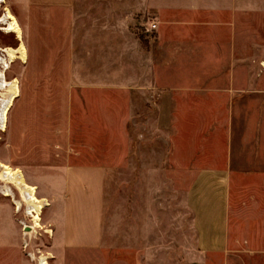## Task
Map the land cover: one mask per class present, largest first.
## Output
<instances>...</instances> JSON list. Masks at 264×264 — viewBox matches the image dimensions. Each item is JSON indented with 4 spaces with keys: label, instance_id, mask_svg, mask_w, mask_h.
<instances>
[{
    "label": "crops",
    "instance_id": "0c3cea01",
    "mask_svg": "<svg viewBox=\"0 0 264 264\" xmlns=\"http://www.w3.org/2000/svg\"><path fill=\"white\" fill-rule=\"evenodd\" d=\"M9 3L21 20L36 13L42 29L52 28L54 60L66 63L61 92L70 111L72 94L83 91L138 99L132 187L124 185L116 204L103 164L20 169L49 203L56 258L264 264V251L236 239L231 219L233 169H264V87L252 81L253 17L264 22V0ZM145 18L154 19L156 32L141 41L132 28ZM19 237L0 206V251L11 261L19 258Z\"/></svg>",
    "mask_w": 264,
    "mask_h": 264
},
{
    "label": "rangeland",
    "instance_id": "374dc122",
    "mask_svg": "<svg viewBox=\"0 0 264 264\" xmlns=\"http://www.w3.org/2000/svg\"><path fill=\"white\" fill-rule=\"evenodd\" d=\"M5 8L23 31L27 61L16 60L4 72L7 81H18L20 97L7 116L5 131L0 124V161L19 170L54 163L103 164L108 168V199L116 204L125 197L124 185L130 191L132 187L133 117L138 112V99L132 94L83 91L72 94L70 111L69 95L61 92L68 84L66 63L54 60L52 28L42 29L36 13H32L30 20H21L9 0L1 4L0 18ZM138 27L133 26L132 32L139 40H147L137 31ZM253 40L258 43L253 47L252 68L257 73L252 79L253 86L264 87V74H260L264 71V22L259 15L253 17ZM18 45L13 34L0 30V49H17ZM0 59H3L1 72L8 63L7 54L0 52ZM239 85H244V79H239ZM8 95V88L4 89L0 77V112ZM233 170L231 219L236 239L250 250L264 251V169ZM22 174L29 186L36 187L28 174ZM5 190L12 192L13 199L20 204L19 210L12 198L3 196ZM24 197L21 188L0 177V206L12 216L20 234L19 258L14 255L11 261L8 250H2L0 264H42L44 260L47 264H96L100 261L98 254H72L58 260L51 249L52 232L45 219L46 207L40 215L41 228H36L28 215V209L36 205ZM36 197L44 199L38 190ZM26 228L31 231L25 233Z\"/></svg>",
    "mask_w": 264,
    "mask_h": 264
},
{
    "label": "bare ground",
    "instance_id": "6f19581e",
    "mask_svg": "<svg viewBox=\"0 0 264 264\" xmlns=\"http://www.w3.org/2000/svg\"><path fill=\"white\" fill-rule=\"evenodd\" d=\"M5 0H0V6L1 4H4ZM0 30L3 31L6 34H13L16 39L19 42V45L17 49H0L1 53L7 54V64L0 72L1 77V84L3 85L4 89L8 88V98L5 101L4 106L2 107V110L0 112V124L1 129L3 131L6 130V124H7V116L13 107L16 99L20 97V90L18 81L16 79H13L11 81H7L4 78V72L8 68V64L13 63L16 60H21L23 63L27 61V50L23 43V34L22 30L16 20V18L12 15L10 10L8 8L4 9L3 16L0 18ZM3 60V59H0ZM3 63V61H2ZM5 63V62H4ZM0 177L3 178L5 181H11L13 182L17 187L21 188L24 192V199L26 198L27 201L32 203L33 205H36L35 207H31L28 209V215H30L34 221V226L36 228H41L40 226V215L42 210L48 206V203L45 199H38L36 197V190L37 188L33 186H29L22 174V172L19 169H13L9 165L3 163L0 161ZM5 189V188H4ZM4 197H9L13 199V194L9 190L2 191ZM25 199V200H26ZM13 203L15 204L17 210L20 209V204L15 199H13ZM22 224V223H21ZM25 233H29L31 231L30 228L25 229ZM42 264H47L46 260L42 262Z\"/></svg>",
    "mask_w": 264,
    "mask_h": 264
},
{
    "label": "built area",
    "instance_id": "2783aa9c",
    "mask_svg": "<svg viewBox=\"0 0 264 264\" xmlns=\"http://www.w3.org/2000/svg\"><path fill=\"white\" fill-rule=\"evenodd\" d=\"M143 21L144 23L139 25L137 31L148 39H152L156 32V23L154 19L151 18H145Z\"/></svg>",
    "mask_w": 264,
    "mask_h": 264
},
{
    "label": "trees",
    "instance_id": "16d2710c",
    "mask_svg": "<svg viewBox=\"0 0 264 264\" xmlns=\"http://www.w3.org/2000/svg\"><path fill=\"white\" fill-rule=\"evenodd\" d=\"M144 44V43H143Z\"/></svg>",
    "mask_w": 264,
    "mask_h": 264
}]
</instances>
